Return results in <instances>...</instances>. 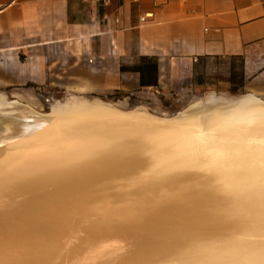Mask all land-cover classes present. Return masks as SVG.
<instances>
[{
	"label": "bare ground",
	"instance_id": "bare-ground-1",
	"mask_svg": "<svg viewBox=\"0 0 264 264\" xmlns=\"http://www.w3.org/2000/svg\"><path fill=\"white\" fill-rule=\"evenodd\" d=\"M8 100L0 264H264V100Z\"/></svg>",
	"mask_w": 264,
	"mask_h": 264
},
{
	"label": "crops",
	"instance_id": "crops-1",
	"mask_svg": "<svg viewBox=\"0 0 264 264\" xmlns=\"http://www.w3.org/2000/svg\"><path fill=\"white\" fill-rule=\"evenodd\" d=\"M199 77L264 79V0H0V89L101 96Z\"/></svg>",
	"mask_w": 264,
	"mask_h": 264
},
{
	"label": "rangeland",
	"instance_id": "rangeland-1",
	"mask_svg": "<svg viewBox=\"0 0 264 264\" xmlns=\"http://www.w3.org/2000/svg\"><path fill=\"white\" fill-rule=\"evenodd\" d=\"M225 75V74H224ZM223 76V74H219ZM208 77L198 78L193 84L183 83L179 88H168L163 90H143L133 93L110 92L104 95L77 93V90H62L49 88H10L0 89L8 101L20 100L29 105L36 111L47 113L51 104L56 100H64L74 96L72 94L82 95L88 99L98 98L110 103H123L126 109L136 105H145L152 113L170 116L177 111L183 110L188 103L193 100L205 98V95L213 92L216 94H225L238 96L246 92H254L264 100V79L252 83L247 87L230 85L228 82H215V79ZM239 87V88H238ZM14 92L19 93L18 96Z\"/></svg>",
	"mask_w": 264,
	"mask_h": 264
},
{
	"label": "built area",
	"instance_id": "built-area-1",
	"mask_svg": "<svg viewBox=\"0 0 264 264\" xmlns=\"http://www.w3.org/2000/svg\"><path fill=\"white\" fill-rule=\"evenodd\" d=\"M98 1V0H97ZM101 1L103 4H107L110 0H99ZM144 18H141V20H143Z\"/></svg>",
	"mask_w": 264,
	"mask_h": 264
}]
</instances>
